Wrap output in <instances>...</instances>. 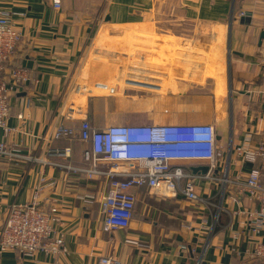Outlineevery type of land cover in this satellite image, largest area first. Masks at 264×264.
I'll return each mask as SVG.
<instances>
[{
  "label": "crops",
  "instance_id": "obj_1",
  "mask_svg": "<svg viewBox=\"0 0 264 264\" xmlns=\"http://www.w3.org/2000/svg\"><path fill=\"white\" fill-rule=\"evenodd\" d=\"M0 7L12 13L13 26L20 33L4 73L14 67L28 72V81L9 92L7 124L11 130L4 133L0 128V141L17 143L21 153L42 159L34 163L0 158V226L9 205L29 202L43 177L40 205L55 209V235L63 240V250L56 255L42 251L17 255L6 250L0 254V264H96L104 255L118 258L120 264H256L248 255L250 242L242 211L259 206L248 192L228 182L253 165L242 164L233 152L229 154L228 145H239L246 136L251 144L264 141V37H260L264 0H60L58 8L52 0H0ZM159 25L191 26L201 40L211 32V39L220 49L224 47L226 104L221 100L214 105L221 114L220 131L209 116L193 122L216 127L225 157L213 167L207 160L178 164L188 172L190 167L206 166L210 176L225 174L229 180L220 182L196 173L200 175L197 202L181 195L163 197L145 187L132 188L135 202L129 226L105 232L99 202L107 189L106 178H77L60 166L67 161L84 163L85 145L77 136L79 115L67 119L65 111L70 103L78 104L93 126L105 127L94 117L88 101L86 76L91 73V81L96 73L90 71L91 56L122 49L124 30L151 33ZM25 101L27 117L20 121L17 115ZM60 124L73 130L57 139L54 131ZM65 146L71 148L69 160L51 153ZM84 196L93 201L85 203Z\"/></svg>",
  "mask_w": 264,
  "mask_h": 264
},
{
  "label": "built area",
  "instance_id": "obj_2",
  "mask_svg": "<svg viewBox=\"0 0 264 264\" xmlns=\"http://www.w3.org/2000/svg\"><path fill=\"white\" fill-rule=\"evenodd\" d=\"M54 8L60 0H52ZM12 13L0 7V128L4 133L11 129L7 124L10 112L9 92L28 81V72L20 67L4 73L5 65L13 54L20 39L11 20ZM106 59V58H105ZM104 59V60H105ZM80 88H76L79 92ZM28 102L17 115L24 121L27 117ZM79 115L77 136L86 143L82 151L83 165L60 164L70 175L95 179L104 176L107 189L99 204L102 215V230L112 232L129 226L133 216L135 195L132 188L145 187L151 193L163 197L181 195L184 199L197 202L196 181L199 174L188 172L180 164L182 160H207L210 167L223 161L224 149L217 140V129L211 123L137 125L112 124L104 128L93 126L85 116V110L78 104L70 103L65 111L67 119ZM73 128L60 124L54 131V138L67 137ZM246 136L239 145H228V153L233 152L242 164L251 163L252 168L237 174L235 181L240 192L246 191L258 204L257 209L242 211L245 216V237L249 239L248 255L264 264V141L251 144ZM53 155L70 159L69 146L56 148ZM0 158L13 161L42 162L33 155L21 153L17 143L0 141ZM58 165V163H56ZM109 165V167H107ZM122 165L126 168L122 169ZM208 173V172H207ZM203 174L218 181L229 180ZM45 179L35 187L31 200L23 205L11 204L7 208L0 226V254L6 250L17 255H34L37 252L56 255L63 249V240L55 235V209L41 208L39 195L43 191ZM53 184V182H50ZM49 184V183H48ZM83 201L91 203L92 197L84 196ZM238 238V236H237ZM139 247L143 243L126 239ZM96 264H120L112 255L100 256Z\"/></svg>",
  "mask_w": 264,
  "mask_h": 264
},
{
  "label": "rangeland",
  "instance_id": "obj_3",
  "mask_svg": "<svg viewBox=\"0 0 264 264\" xmlns=\"http://www.w3.org/2000/svg\"><path fill=\"white\" fill-rule=\"evenodd\" d=\"M158 27L151 33L124 30L122 49L91 56L90 71H96L91 81V73L86 76L91 112L106 126L192 124L209 116L220 131L221 114L214 105L226 104L224 47L206 29L201 40L191 26Z\"/></svg>",
  "mask_w": 264,
  "mask_h": 264
},
{
  "label": "water",
  "instance_id": "obj_4",
  "mask_svg": "<svg viewBox=\"0 0 264 264\" xmlns=\"http://www.w3.org/2000/svg\"><path fill=\"white\" fill-rule=\"evenodd\" d=\"M261 38L262 37H264V30L261 32V36H260ZM207 170H208V167H206V166H202V167H190V171L192 172V173H194V174H196V173H202V174H205L206 172H207Z\"/></svg>",
  "mask_w": 264,
  "mask_h": 264
},
{
  "label": "trees",
  "instance_id": "obj_5",
  "mask_svg": "<svg viewBox=\"0 0 264 264\" xmlns=\"http://www.w3.org/2000/svg\"><path fill=\"white\" fill-rule=\"evenodd\" d=\"M259 261H260V260H255L256 264H258V263H259Z\"/></svg>",
  "mask_w": 264,
  "mask_h": 264
}]
</instances>
